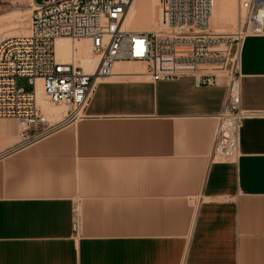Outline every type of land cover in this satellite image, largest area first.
Returning a JSON list of instances; mask_svg holds the SVG:
<instances>
[{"label":"crops","instance_id":"crops-1","mask_svg":"<svg viewBox=\"0 0 264 264\" xmlns=\"http://www.w3.org/2000/svg\"><path fill=\"white\" fill-rule=\"evenodd\" d=\"M129 61L33 142L0 118V264H264V114L243 118L237 161L215 160L224 81ZM238 68L241 106L264 112V34Z\"/></svg>","mask_w":264,"mask_h":264},{"label":"built area","instance_id":"built-area-1","mask_svg":"<svg viewBox=\"0 0 264 264\" xmlns=\"http://www.w3.org/2000/svg\"><path fill=\"white\" fill-rule=\"evenodd\" d=\"M163 1L157 29L136 30L123 27L132 0H33L28 31L0 37V118L19 124L17 146L84 117L96 84L112 74L114 63L136 60L144 63L151 80L193 75L202 85L224 81L212 158L237 161L243 118L264 114L241 106L238 68L244 38L264 34V0H238L237 24L227 34L211 29L213 0ZM59 37L88 38L98 55L95 69L86 71L74 56H60ZM234 44L238 59L227 69ZM22 78L30 88L19 84ZM37 79L52 102L67 107L59 120L51 122L39 103Z\"/></svg>","mask_w":264,"mask_h":264},{"label":"rangeland","instance_id":"rangeland-1","mask_svg":"<svg viewBox=\"0 0 264 264\" xmlns=\"http://www.w3.org/2000/svg\"><path fill=\"white\" fill-rule=\"evenodd\" d=\"M32 1L33 0H0V37L5 36V35H10V34H15V33H19V32H27L29 29V23H30V13H31V7H32ZM139 0H135L130 11L133 12L136 10L135 5L137 6ZM156 5L155 6V15H154V19L153 20H149L147 23L145 24L146 26L143 27H138L136 24H129L127 25H123V27L125 28H139V29H147V30H152V29H157V27L159 26V15H160V8H161V4L163 5L164 1L161 0H155ZM132 4V3H131ZM130 5L127 8V13L129 10ZM233 9H231L230 7H226L225 4H221L220 1L218 0H214L213 3V15H211V29L213 31L219 32V33H231L232 31H234L236 24H237V20L239 17V9H238V0H235L233 2L232 5ZM135 8V9H134ZM223 8V9H222ZM226 10H225V9ZM231 11V12H229ZM228 12V13H225ZM229 15L233 16V17H229ZM133 25V26H132ZM171 31H173V29H170ZM177 30V29H176ZM89 41V40H88ZM74 42H77L74 41ZM91 48V46H90ZM236 51H237V46L236 44L233 45V50L227 65V69L231 68L232 62L234 59H237L238 56H236ZM90 54L97 59L95 53H93V51L90 49ZM88 56H84L81 55L80 57H78L76 55L75 58V63L76 64H81V60L82 58H87ZM91 57V56H89ZM70 59V58H68ZM81 59V60H80ZM128 63L130 64H135V66L139 67V68H144L145 69V65L142 62L139 61H129ZM137 63V65H136ZM81 66L83 67L84 70L89 71L90 67H85L81 64ZM137 68V69H139ZM140 70V69H139ZM19 84L26 87V88H30L31 85L27 83L26 79L22 78L19 80ZM44 98L47 100L48 106L50 108V110H54L57 109L56 106L57 105H64L63 103H56V102H52L47 95L44 93L43 94ZM56 104V105H55ZM46 108V109H47ZM67 108V107H66ZM46 113L47 111L44 110ZM49 111V110H48ZM48 118L51 122H54L56 120H59L62 115H52V114H48Z\"/></svg>","mask_w":264,"mask_h":264},{"label":"bare ground","instance_id":"bare-ground-1","mask_svg":"<svg viewBox=\"0 0 264 264\" xmlns=\"http://www.w3.org/2000/svg\"><path fill=\"white\" fill-rule=\"evenodd\" d=\"M134 1L135 0H132V2H131L132 4L131 3L129 4L130 7H129V10H128V13H127V10H126V13H125V16H124V19H123V25L125 24V25L128 26L129 24L132 23V24H136L138 27L146 26L145 24H148L147 22L149 20H153L154 19V15H155V6L154 5H156L154 3H156V1L155 0H139L138 3H137V6L135 5L136 10L131 12L130 9H131ZM218 1H220V3L223 4V5L225 4L226 7H230L231 9H233L232 5H233L234 0H218ZM213 3H214V0H213ZM235 3H236V0H235ZM229 12H231V11H229ZM212 13H213V8H212ZM225 13H228V12H225ZM230 16L231 15H229V17ZM231 17H233V16H231ZM131 29L147 30V29H139V28H131ZM152 30H155V29H152ZM88 40H89L88 38H82V39L77 40V42H72L69 38L59 37L56 40L57 51H58L59 55L62 56L63 58H65V59H68L71 56H74L76 58V55L78 57H80L81 55L88 56L87 58H82V60L81 59L80 60H81V64L83 66H85V67H90L89 72H92L95 69V66L97 64L98 56H96L97 59H95L90 54V49L91 48H90V41H88ZM237 53H238V50L236 51V56H238ZM89 56H91V57H89ZM237 59H238V57H237ZM81 64H80V66H81ZM117 64H118V61H116L114 63L113 68H112V72L116 68ZM125 64L126 63L124 62L123 65H125ZM133 65H135V64H133ZM133 65H131L130 68H132ZM136 65H137V63H136ZM119 66H122V65H119ZM128 66H130V65H128ZM128 66H126V68H129ZM133 67L139 68L137 66H133ZM117 68H118V66H117ZM136 73H138V72H136ZM137 75H135V76H137ZM126 76H128V75H126ZM131 76H128V77H131ZM135 76H132V77H135ZM36 93H37L38 101L41 104L43 110L47 111V113L44 111L47 114V116H49L48 114H52L54 116L55 115L59 116V115H62L65 112L66 106H64L62 104L61 105H57L56 106L57 109H54V110L48 109L50 107L48 106L47 100L43 96L44 91H43V87H42L40 79H37V82H36Z\"/></svg>","mask_w":264,"mask_h":264}]
</instances>
